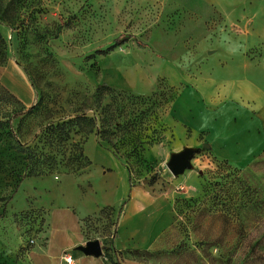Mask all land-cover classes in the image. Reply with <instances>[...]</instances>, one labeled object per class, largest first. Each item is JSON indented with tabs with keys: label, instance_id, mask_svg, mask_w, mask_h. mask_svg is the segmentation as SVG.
Wrapping results in <instances>:
<instances>
[{
	"label": "rangeland",
	"instance_id": "rangeland-1",
	"mask_svg": "<svg viewBox=\"0 0 264 264\" xmlns=\"http://www.w3.org/2000/svg\"><path fill=\"white\" fill-rule=\"evenodd\" d=\"M248 19L264 24V0H0V264H30L29 251L49 243L52 212L73 200L81 203L88 192L101 199V209L79 219L81 234L100 241L104 264L117 254L130 256L131 249H119L112 238L114 205L120 206L115 189L125 170L106 140L99 143L94 131L72 132L69 150L79 144L92 164L69 173L56 166L50 173L26 176V156L19 150L32 145L51 121L91 115L99 84L147 99L137 106L116 101L148 113L141 148L129 152L127 144L118 151L130 168V182H158L177 193L174 220L155 248L143 249L149 251L143 261L264 264V161L237 168L207 158L205 147L193 140L175 142L170 113L183 84L208 74L217 62L224 64L229 47L242 44ZM233 29L237 35H231ZM120 34L131 37L106 53L96 52ZM115 92L106 90L101 103H114ZM185 148L195 149L191 159L197 160L192 161L195 170H186L184 188L177 189L179 178L171 179L162 165L164 156L168 160ZM126 201L127 196L122 209ZM233 209L243 211L249 223L244 238L229 230ZM152 218L150 207L140 202L130 228ZM138 236L147 239L146 232Z\"/></svg>",
	"mask_w": 264,
	"mask_h": 264
},
{
	"label": "crops",
	"instance_id": "crops-1",
	"mask_svg": "<svg viewBox=\"0 0 264 264\" xmlns=\"http://www.w3.org/2000/svg\"><path fill=\"white\" fill-rule=\"evenodd\" d=\"M248 22V28L241 32L242 44L229 47L222 56L224 64L217 62L209 68L208 74L201 73L183 84L170 107L175 120V142L181 138L185 142L193 140L194 145L205 147L207 158L226 161L237 168L264 161V24L255 26L253 19H248ZM231 32V35H237L234 29ZM170 157L171 153L168 160L164 156V161L167 163ZM193 160H190L192 166L189 171L195 170ZM118 161L126 176L123 173L121 186L115 189L114 202L120 203V206L113 204L116 209L113 217L116 246L119 249H153L160 235L174 220L177 193L173 189L161 188L158 182L151 184L143 180L132 184L127 167ZM186 170L176 177H171L168 172L167 175L174 180L179 178L175 180L177 185L189 179V171ZM257 195L260 196V191ZM86 196L89 198L87 204ZM126 196V207L122 209ZM81 200V203L73 200L65 209L52 212L49 243L41 250L34 246L29 251L30 264H66L62 253L67 249H74L66 253L71 255L74 264H104L101 256L85 255L76 248L88 240L80 232L79 219L95 215L101 209L97 201L100 203L101 199L91 197L89 192L87 195L82 193ZM140 202L147 203L153 218L149 223L144 221L139 227L130 228ZM145 232L147 239L138 236ZM120 262L154 264L125 256L120 258Z\"/></svg>",
	"mask_w": 264,
	"mask_h": 264
},
{
	"label": "trees",
	"instance_id": "trees-1",
	"mask_svg": "<svg viewBox=\"0 0 264 264\" xmlns=\"http://www.w3.org/2000/svg\"><path fill=\"white\" fill-rule=\"evenodd\" d=\"M130 37L131 34H120L112 40L111 44L105 48L96 49V52L106 53L127 41ZM0 38H2L1 33ZM106 90L115 92L106 84H99L96 87V105L92 109L91 115L81 112L73 117L59 121H51L44 126L43 130H41L39 134L35 136L36 138L33 140L32 145H20L19 150L25 154L27 160L26 176H40L47 174L50 173V171H52L56 166H61V169L58 171L60 173L75 172L80 168L89 166L91 164V160L83 152V149L79 146V144L73 143V145H78L76 151L72 152L71 149L69 150L68 148L67 141L70 140L71 133L78 129L83 130L85 133L94 131L97 141L101 143L102 140H106L112 146L111 150L113 154L119 158L123 164L127 165L119 156L118 151L120 146L130 144L131 149L129 152L137 151L138 148H141L138 147V144L141 142L140 138L143 135V132L141 131L145 130V127L142 126L148 116V113L144 109H137V107L135 110L133 108H125L122 103L119 104L117 102H123L125 101L124 99H127V102H130L132 106H137L138 103H145V100L147 99H145L144 96L138 97L125 92H115L112 95L115 102L103 105L101 100ZM31 111L32 108H29L26 111L20 110L15 113V116ZM3 124V121H0V126H3ZM127 169L130 180V168L127 167ZM256 197L258 198V196ZM242 212L243 211L240 212V210L235 211V209L229 210V230L237 234L240 238L245 237V233L249 227V223L242 218ZM3 213L4 207L0 212V217ZM223 214L226 215L227 213ZM88 217L89 216H87V218ZM85 218L86 217L82 219ZM115 236L116 231L114 227L112 238ZM259 244L260 240L258 239L255 244L250 247V252L254 250L256 245L259 246ZM147 254H149L148 250H129V257L140 261H143V259H145L144 256ZM111 264H122L120 262L119 254H117Z\"/></svg>",
	"mask_w": 264,
	"mask_h": 264
},
{
	"label": "water",
	"instance_id": "water-1",
	"mask_svg": "<svg viewBox=\"0 0 264 264\" xmlns=\"http://www.w3.org/2000/svg\"><path fill=\"white\" fill-rule=\"evenodd\" d=\"M194 151L195 149L185 148L182 151L171 154L169 161L166 163L168 170L174 176H177L185 169L190 168V160L193 157ZM76 248L85 255L100 256L102 253L101 244L98 239H89L85 244L78 245Z\"/></svg>",
	"mask_w": 264,
	"mask_h": 264
},
{
	"label": "built area",
	"instance_id": "built-area-1",
	"mask_svg": "<svg viewBox=\"0 0 264 264\" xmlns=\"http://www.w3.org/2000/svg\"><path fill=\"white\" fill-rule=\"evenodd\" d=\"M162 170H164V172H168L171 177H176L168 170L166 163L164 165H162ZM184 186L185 185L183 183H180V184H177L176 188L177 189H183ZM63 259H64L66 264H74L73 259H72L70 254H65L63 256Z\"/></svg>",
	"mask_w": 264,
	"mask_h": 264
}]
</instances>
